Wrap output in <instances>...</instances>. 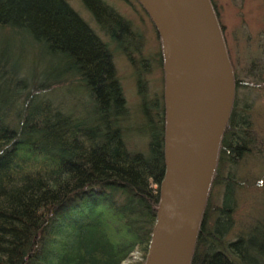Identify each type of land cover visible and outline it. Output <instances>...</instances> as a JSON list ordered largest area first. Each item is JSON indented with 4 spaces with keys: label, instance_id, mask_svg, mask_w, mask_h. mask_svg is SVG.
I'll list each match as a JSON object with an SVG mask.
<instances>
[{
    "label": "trees",
    "instance_id": "16d2710c",
    "mask_svg": "<svg viewBox=\"0 0 264 264\" xmlns=\"http://www.w3.org/2000/svg\"><path fill=\"white\" fill-rule=\"evenodd\" d=\"M129 1L157 37L150 97L142 35L107 0H0V264H121L132 252L143 264L163 173L164 72L160 37ZM210 2L233 97L189 264H264V197L258 217L237 223L238 178L222 174L262 153L240 92L261 88L264 66L240 77ZM115 53L133 70L144 149L128 145Z\"/></svg>",
    "mask_w": 264,
    "mask_h": 264
},
{
    "label": "water",
    "instance_id": "95a60500",
    "mask_svg": "<svg viewBox=\"0 0 264 264\" xmlns=\"http://www.w3.org/2000/svg\"><path fill=\"white\" fill-rule=\"evenodd\" d=\"M137 1L160 37L164 72L163 173L143 264H189L232 102V71L209 0Z\"/></svg>",
    "mask_w": 264,
    "mask_h": 264
},
{
    "label": "rangeland",
    "instance_id": "374dc122",
    "mask_svg": "<svg viewBox=\"0 0 264 264\" xmlns=\"http://www.w3.org/2000/svg\"><path fill=\"white\" fill-rule=\"evenodd\" d=\"M107 1L113 4L142 35L141 54L148 58L147 68L151 72L147 76L146 84L147 94L150 97L151 94L160 91L161 85L160 72L150 59H153L158 46L154 28L137 6L129 0ZM212 2L224 26V36L233 60L237 59L239 75L247 78L244 73L245 68L250 65L251 70L257 68L258 62L264 66V0H212ZM73 5L77 7L76 2ZM251 60L254 63H251ZM114 65L129 111L126 123L128 145L131 148L144 149L146 139L137 131V128L141 127L142 118L139 114V95L136 92L133 70L119 53H115ZM261 76L264 80V70ZM240 93L252 104L253 136L256 147L262 149V153L257 154L254 150L249 155H244L245 157L235 165H226L222 169V174L231 172L236 174V179L238 178V187L235 191V198L237 197L235 218L237 223L244 221L246 224L259 216L261 199L264 197V83L258 91L251 89ZM220 197L221 186L218 184L212 189L209 205L219 204ZM121 264H141L139 254L132 252Z\"/></svg>",
    "mask_w": 264,
    "mask_h": 264
},
{
    "label": "bare ground",
    "instance_id": "6f19581e",
    "mask_svg": "<svg viewBox=\"0 0 264 264\" xmlns=\"http://www.w3.org/2000/svg\"><path fill=\"white\" fill-rule=\"evenodd\" d=\"M209 2H210V0H209ZM210 4H211V2H210ZM211 6H212V4H211ZM212 9H213V6H212ZM179 31H180V38H181V45H182V52H183L184 62H185L186 65H190L191 50H190V44H189V41H188V37H187L186 31H185V29H184V27L182 25H180Z\"/></svg>",
    "mask_w": 264,
    "mask_h": 264
}]
</instances>
